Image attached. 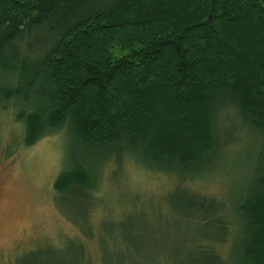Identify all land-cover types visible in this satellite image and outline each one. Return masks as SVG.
I'll return each mask as SVG.
<instances>
[{
	"label": "trees",
	"instance_id": "1",
	"mask_svg": "<svg viewBox=\"0 0 264 264\" xmlns=\"http://www.w3.org/2000/svg\"><path fill=\"white\" fill-rule=\"evenodd\" d=\"M0 82V108L14 110L21 145L69 129L53 189L72 222L59 205L91 206L100 166L76 158L79 148L123 146L186 181L231 144L220 139L224 112L264 138V0H0ZM258 160L231 215L200 193L178 202L191 227L219 234L175 251L172 264H264V154ZM135 238L125 253L143 250ZM54 248L22 264H93L85 248L84 259Z\"/></svg>",
	"mask_w": 264,
	"mask_h": 264
},
{
	"label": "rangeland",
	"instance_id": "2",
	"mask_svg": "<svg viewBox=\"0 0 264 264\" xmlns=\"http://www.w3.org/2000/svg\"><path fill=\"white\" fill-rule=\"evenodd\" d=\"M237 119L235 113L220 115L221 142L231 144L220 148L211 170L186 181L130 157L123 146L90 155L77 149L76 158L100 165L98 187L91 206L79 198L59 205L71 216L69 222L55 205L53 189L66 165L69 129L63 125L24 147L14 110L0 108V264H22L28 252L54 247L78 259H84L85 248L93 264H103V251L105 264H172L175 251L188 252L196 238L219 234L215 228L191 227L179 214L178 202L200 193L219 201L231 215L247 175L264 154V138L248 128L240 131ZM232 231L229 227L231 239L236 236ZM132 235L143 250L127 254L124 240Z\"/></svg>",
	"mask_w": 264,
	"mask_h": 264
}]
</instances>
